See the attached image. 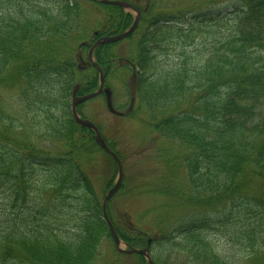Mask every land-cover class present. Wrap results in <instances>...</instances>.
Masks as SVG:
<instances>
[{
    "label": "trees",
    "instance_id": "1",
    "mask_svg": "<svg viewBox=\"0 0 264 264\" xmlns=\"http://www.w3.org/2000/svg\"><path fill=\"white\" fill-rule=\"evenodd\" d=\"M127 1L140 11L133 49L116 61L118 44H102L93 58L111 88L118 74L132 112L149 115L169 173L157 177L156 234L109 215L118 237L147 246L153 264H229L214 236L264 264V0H234L220 14ZM102 10L92 36H78ZM131 21L94 0H0V95L16 86L15 104L0 103V264H93L112 241L91 179L92 151L105 153L73 121L70 94L75 83L80 95L96 90L88 47Z\"/></svg>",
    "mask_w": 264,
    "mask_h": 264
},
{
    "label": "rangeland",
    "instance_id": "2",
    "mask_svg": "<svg viewBox=\"0 0 264 264\" xmlns=\"http://www.w3.org/2000/svg\"><path fill=\"white\" fill-rule=\"evenodd\" d=\"M208 1L213 2V0H174L171 6H178V8L195 6L196 8H193L194 11L205 9L206 11L203 10L201 14H220L230 11L235 7L234 0L216 1L198 6ZM127 12H130L133 16L135 15L133 11L127 10ZM105 17L106 13L102 10L94 19L89 16L90 20L80 22L77 29L78 36L82 38L86 37V34L92 36L93 30L100 27ZM135 37H139V33ZM117 44L114 47L116 61L119 59V55L126 56L128 51L133 49V46L126 39L119 41ZM117 75L109 76L108 81L113 88V105L116 110L123 112L128 106V98L125 97V89L122 81L117 79ZM10 86V90L0 95V103L5 102V98L10 100L12 96V101L15 104V100L13 99L16 96V86L15 84ZM12 110H15V108ZM78 112L83 118L89 119L96 124L107 145L118 154L122 161V184L116 194L108 201V216L117 215L118 220L122 218V221L124 217L130 223L134 222L135 224L136 222L139 228L156 234L159 228L153 227L158 224L159 220L154 218L155 215L158 216L163 211V209H160L161 207L153 209L154 206H158L163 202L155 194L158 188L157 177L165 172L169 173V169L165 164L163 156L156 151L155 141L151 140L152 127L148 120L149 115H147L143 108L123 116L110 114L106 109L102 95L81 103L78 106ZM91 164L92 185L99 199L102 200L103 196L117 179V167L108 155L100 154V152L95 150L92 151ZM179 178L181 179L182 175ZM178 209L185 211L180 208ZM180 220V217L173 218L169 227L174 226ZM146 224L149 225L145 226ZM151 228L155 230L153 231ZM213 238L221 252V257L229 264H259L255 260L250 259L248 249L242 248L240 245L228 248L222 238L217 236ZM121 247L125 248L123 244H121ZM114 249L113 242L110 239H103L100 245L99 256L96 257L93 264H110L114 259L118 260L120 264L121 261L122 264L133 263L131 262L133 260L131 258L119 259L115 255ZM184 262L185 259L180 257L179 264H184Z\"/></svg>",
    "mask_w": 264,
    "mask_h": 264
},
{
    "label": "water",
    "instance_id": "3",
    "mask_svg": "<svg viewBox=\"0 0 264 264\" xmlns=\"http://www.w3.org/2000/svg\"><path fill=\"white\" fill-rule=\"evenodd\" d=\"M102 3L105 4H113V5H118L124 8H129L130 6L124 2V1H118V0H100ZM137 23V17L134 19L132 25L124 32L120 33V34H116V35H112V36H103L100 37L98 40H96V42L93 43V45L90 47L89 51H88V58L89 60H91V55H92V50L94 47H96L98 44H102V43H112V42H116L119 41L123 38H125L126 36H128L134 29V27L136 26ZM92 65L96 68V70L98 71L99 74V88L97 91L92 92L90 94L84 95V96H76V90L78 88V85H75L72 91V97H71V114L72 117L75 121L76 124L80 125V126H84V127H88L90 128L92 131H94V139L96 141V143L107 153L109 154L112 159L116 162L117 164V168H118V176H117V180L115 182V184L108 190V192L105 194L103 201H102V205H101V211H102V216L104 221L106 222L109 232L111 234L113 243L115 245L116 250L119 253L122 254H133V253H137L140 255H143L148 264H152V260L149 256L148 250L147 248H143V249H137V248H132V247H128V248H121L120 247V239L117 236L110 220L107 217L106 214V203L107 201L112 197V195L117 191L118 187L120 186L121 180H122V176H123V171H122V165L121 162L118 158V156L112 152L107 145L105 144L104 140L102 139L100 132L98 130V128L89 120L87 119H81L77 113H76V105L84 100L90 99L94 96H96L99 93H103L105 96V103H106V107L108 109V111L110 113L113 114H121L120 112L116 111L113 106H112V94H111V90L107 87H104V78H103V74L102 71L99 69V67L97 66L96 63L92 62ZM133 104V98L131 99L130 102V108L132 107Z\"/></svg>",
    "mask_w": 264,
    "mask_h": 264
}]
</instances>
